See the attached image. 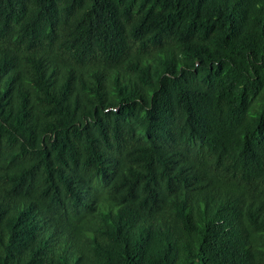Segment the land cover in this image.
Masks as SVG:
<instances>
[{
    "label": "trees",
    "instance_id": "1",
    "mask_svg": "<svg viewBox=\"0 0 264 264\" xmlns=\"http://www.w3.org/2000/svg\"><path fill=\"white\" fill-rule=\"evenodd\" d=\"M0 264H264V0H0Z\"/></svg>",
    "mask_w": 264,
    "mask_h": 264
}]
</instances>
